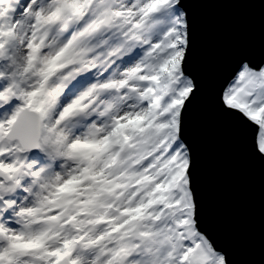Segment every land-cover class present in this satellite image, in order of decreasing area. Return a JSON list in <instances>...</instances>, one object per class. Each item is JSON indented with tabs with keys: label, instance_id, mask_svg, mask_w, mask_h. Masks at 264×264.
<instances>
[{
	"label": "snow or ice",
	"instance_id": "1",
	"mask_svg": "<svg viewBox=\"0 0 264 264\" xmlns=\"http://www.w3.org/2000/svg\"><path fill=\"white\" fill-rule=\"evenodd\" d=\"M0 264H264V0H0Z\"/></svg>",
	"mask_w": 264,
	"mask_h": 264
},
{
	"label": "water",
	"instance_id": "2",
	"mask_svg": "<svg viewBox=\"0 0 264 264\" xmlns=\"http://www.w3.org/2000/svg\"><path fill=\"white\" fill-rule=\"evenodd\" d=\"M252 18L247 14L220 12L209 17V23L227 30L235 24H248ZM225 204L230 210L238 212L246 224L254 226L258 220L256 192L251 180L240 178L226 183L222 193Z\"/></svg>",
	"mask_w": 264,
	"mask_h": 264
}]
</instances>
